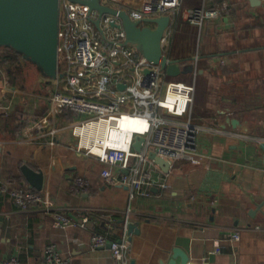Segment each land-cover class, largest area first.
I'll return each mask as SVG.
<instances>
[{
	"label": "crops",
	"instance_id": "obj_1",
	"mask_svg": "<svg viewBox=\"0 0 264 264\" xmlns=\"http://www.w3.org/2000/svg\"><path fill=\"white\" fill-rule=\"evenodd\" d=\"M116 1L136 12L147 6V0ZM224 4L226 11L204 18L201 26L188 21L192 9ZM167 16L162 53L183 70L175 77L161 70L151 94L128 93L136 73H148L145 64L137 72L113 65V75L105 72L90 83L66 75L64 48L55 79L23 56L15 80L0 64V264L10 257L19 264H47L48 244L69 264H117L107 246L90 249L96 233L124 243L128 264H168L173 248L195 264H264V0L255 6L248 0H182L178 12ZM77 87L93 100H120L121 113L99 119L66 112L57 132L21 140L18 132L45 114L55 90ZM188 114L199 126L195 151L169 162L168 172H152L154 179L164 178L165 190L153 185L149 195L138 196L126 184L105 182L104 169L116 178L129 174L154 124ZM137 137L144 140L141 151L133 147ZM97 142L126 146V163L109 166L89 155ZM22 166L41 173L40 190L26 181ZM77 177L88 182L86 192L72 191ZM20 187L39 193L41 203L20 210L8 193ZM56 213L75 223L86 219L85 228H54ZM234 233L238 241L231 239Z\"/></svg>",
	"mask_w": 264,
	"mask_h": 264
},
{
	"label": "built area",
	"instance_id": "obj_2",
	"mask_svg": "<svg viewBox=\"0 0 264 264\" xmlns=\"http://www.w3.org/2000/svg\"><path fill=\"white\" fill-rule=\"evenodd\" d=\"M99 1L100 4L117 12H127L132 20L173 15L178 12L182 3V0H147V6L144 10L136 12L131 7H121L122 3L116 0L113 2ZM67 2V6L62 9L59 0L61 23L58 21V41L61 39L62 44L58 46V54H64L63 48L66 49L63 61L68 77H74L75 80L79 81L88 79L87 83H90V81L92 82L104 75L105 72H107L106 76L113 75V65L130 67L134 69V72H137L135 70L145 64L149 66V71L145 75L136 73L137 77L128 91L129 96H137L140 92L151 94L158 90L159 78L160 75H163L161 69L146 60L134 47L125 46V33L121 28L116 27L121 23L117 15L108 13L99 15L96 10H90L86 5L72 3L69 0ZM226 10V4L220 8L209 10L204 8L192 9L189 11L188 21L193 25L201 26L204 18H216ZM62 15L64 16L63 19ZM96 20H99L100 31L94 26ZM134 57H139V59H134ZM66 112L103 119L108 115L121 113L120 100L111 99L107 102L93 100L83 87H77L69 93L55 90L50 95L45 114L35 119L31 118L28 124L18 132L21 140L30 139L39 132H57L59 119ZM198 131L199 126L190 114L182 121L167 120L163 123H156L152 126L150 135L137 156L135 164L130 167L128 175H121L116 178L112 176L110 169H104L101 171V176L109 184H126L131 192L138 196L149 195L150 187L153 185L165 190L167 186L164 178L159 176L154 179L152 177V172L159 171V169L148 158V153L154 152L157 156L171 163L182 160V158H189L195 151ZM88 154L106 165L123 166L127 161L129 151L126 146L104 147L103 143L97 142L90 146ZM88 185L84 178L77 177L74 179L72 191L84 193ZM8 193L14 204L22 211H29L37 207L42 201L41 195L29 188L20 187L9 190ZM85 223L86 219L81 223H75L70 218L56 213L53 227L63 230L70 227L85 228ZM230 237L233 241L239 240L237 233ZM108 244L110 245L111 256L117 264L129 263L127 246L124 243L112 241L105 234L96 233L90 236L89 247L91 250L106 247ZM43 258L47 264H69V261L61 256L54 244L45 246ZM1 264H19V261L16 257H10L4 259Z\"/></svg>",
	"mask_w": 264,
	"mask_h": 264
},
{
	"label": "water",
	"instance_id": "obj_3",
	"mask_svg": "<svg viewBox=\"0 0 264 264\" xmlns=\"http://www.w3.org/2000/svg\"><path fill=\"white\" fill-rule=\"evenodd\" d=\"M86 5L90 10H96L99 15L108 13L117 15L121 21L117 28L125 33L126 43L133 44L138 52L149 62L158 65L166 75L175 77L183 68L178 66V61L167 60L163 53L161 42L165 30L170 24L167 15L144 18L141 22L133 21L127 12L100 4L99 0H70ZM253 6L259 0H248ZM58 21L59 0H0V47H5L20 54L34 64L46 77L55 79L57 75L58 56ZM94 26L100 31L99 20ZM147 74V73H146ZM143 139H134L133 147L141 151ZM264 148V143L261 144ZM148 158L162 171L168 172L169 162L150 152ZM20 171L26 181L37 190L42 187V175L27 166H22ZM131 231V224H127ZM110 248V245H107ZM180 262H176V258ZM168 264H195L178 248H173L171 260ZM207 264V263H203Z\"/></svg>",
	"mask_w": 264,
	"mask_h": 264
},
{
	"label": "trees",
	"instance_id": "obj_4",
	"mask_svg": "<svg viewBox=\"0 0 264 264\" xmlns=\"http://www.w3.org/2000/svg\"><path fill=\"white\" fill-rule=\"evenodd\" d=\"M21 58L22 55L14 52L13 50L0 47V64L5 65V72L9 78L15 80L16 77H14V75L21 72V66L24 65H22L23 61Z\"/></svg>",
	"mask_w": 264,
	"mask_h": 264
},
{
	"label": "rangeland",
	"instance_id": "obj_5",
	"mask_svg": "<svg viewBox=\"0 0 264 264\" xmlns=\"http://www.w3.org/2000/svg\"><path fill=\"white\" fill-rule=\"evenodd\" d=\"M68 0H60V6L62 7V9H63V7L64 6H67V4H68V2H67ZM107 1H109V2H113L114 0H107ZM72 3H75V2H72ZM119 4V3H118ZM121 7H125L123 4L122 5H120ZM123 9V8H122ZM121 9V10H122ZM64 18V16L62 15V19Z\"/></svg>",
	"mask_w": 264,
	"mask_h": 264
},
{
	"label": "bare ground",
	"instance_id": "obj_6",
	"mask_svg": "<svg viewBox=\"0 0 264 264\" xmlns=\"http://www.w3.org/2000/svg\"><path fill=\"white\" fill-rule=\"evenodd\" d=\"M115 146H118V144H115Z\"/></svg>",
	"mask_w": 264,
	"mask_h": 264
}]
</instances>
